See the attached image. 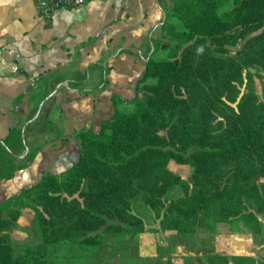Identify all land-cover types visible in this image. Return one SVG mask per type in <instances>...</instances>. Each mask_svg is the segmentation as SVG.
Instances as JSON below:
<instances>
[{
  "label": "trees",
  "instance_id": "1",
  "mask_svg": "<svg viewBox=\"0 0 264 264\" xmlns=\"http://www.w3.org/2000/svg\"><path fill=\"white\" fill-rule=\"evenodd\" d=\"M169 15L186 30L163 24L176 44L146 61L133 110L81 131L79 158L64 176L45 174L7 201L32 215L37 239L19 253L10 230L20 207L0 203V264H46L56 245L99 244L102 228L139 234L138 197L161 230L194 235L226 223L264 233V0H176ZM171 161L188 165V177L171 171ZM201 264L264 258L206 255Z\"/></svg>",
  "mask_w": 264,
  "mask_h": 264
},
{
  "label": "crops",
  "instance_id": "2",
  "mask_svg": "<svg viewBox=\"0 0 264 264\" xmlns=\"http://www.w3.org/2000/svg\"><path fill=\"white\" fill-rule=\"evenodd\" d=\"M175 1L88 0L47 22L38 0H0V203L64 176L81 131L129 112L146 61L171 50Z\"/></svg>",
  "mask_w": 264,
  "mask_h": 264
},
{
  "label": "rangeland",
  "instance_id": "3",
  "mask_svg": "<svg viewBox=\"0 0 264 264\" xmlns=\"http://www.w3.org/2000/svg\"><path fill=\"white\" fill-rule=\"evenodd\" d=\"M183 29L177 28V23H172L179 31L186 30L182 20ZM172 42L171 49L176 44ZM243 44L240 41L234 51ZM169 54V53H168ZM160 55L158 58L165 57ZM253 73L254 69H250ZM264 76V72H261ZM261 78L254 76L255 88L261 91ZM151 82H155L152 78ZM134 104L131 106L133 110ZM129 109V111H130ZM128 111V110H127ZM169 169L182 177H188L191 168L188 165L169 163ZM259 183H264V177L258 178ZM180 194V188L174 187L172 196ZM6 209L20 207L22 215L17 224L10 230L14 243L15 253L22 251L24 245L36 241L32 228V215L19 201L3 203ZM133 213L144 220V231L139 234H119L98 231L100 243L96 245L61 244L56 245L50 252L46 264H201V256L206 255H233L264 258V233H252L240 224L231 225L219 223L214 232L200 229L194 235L178 234L174 230H161L159 220L154 213L138 197L133 200ZM259 220L264 224V214L259 215Z\"/></svg>",
  "mask_w": 264,
  "mask_h": 264
},
{
  "label": "built area",
  "instance_id": "4",
  "mask_svg": "<svg viewBox=\"0 0 264 264\" xmlns=\"http://www.w3.org/2000/svg\"><path fill=\"white\" fill-rule=\"evenodd\" d=\"M88 0H38L37 7L41 18L51 21L59 9L74 8L85 4Z\"/></svg>",
  "mask_w": 264,
  "mask_h": 264
}]
</instances>
